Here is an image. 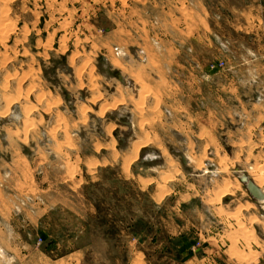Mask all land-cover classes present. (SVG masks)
I'll use <instances>...</instances> for the list:
<instances>
[{
    "label": "rangeland",
    "instance_id": "rangeland-1",
    "mask_svg": "<svg viewBox=\"0 0 264 264\" xmlns=\"http://www.w3.org/2000/svg\"><path fill=\"white\" fill-rule=\"evenodd\" d=\"M195 4L0 0V264H264V0Z\"/></svg>",
    "mask_w": 264,
    "mask_h": 264
},
{
    "label": "bare ground",
    "instance_id": "bare-ground-1",
    "mask_svg": "<svg viewBox=\"0 0 264 264\" xmlns=\"http://www.w3.org/2000/svg\"><path fill=\"white\" fill-rule=\"evenodd\" d=\"M117 104V103H116ZM139 105V104H138ZM15 111V110H14ZM103 113V112H102ZM19 114V113H18ZM13 115H15V116H17V114H16V112L13 114ZM144 145V144H143ZM135 147H138V145L137 146H135ZM134 150V149H133ZM135 153V152H134ZM133 153V155H135V157L137 156V154H134ZM155 154V153H154ZM133 155H131V156H133ZM134 157V158H135ZM131 158H133V157H131ZM257 165V164H256ZM255 168V167H254ZM238 175H240L243 179H245L246 180V183L247 182H250V183H252L253 184V186H254V194H255V198H256V200H258V201H264V186L262 185V184H260V183H257V182H252V180H250L245 174H243L241 171H238ZM250 174V173H249ZM264 177V176H263ZM259 180V179H258ZM261 183H262V181H263V179H262V181L261 180H259ZM237 188V187H236ZM230 190V189H229ZM233 190V189H232ZM226 191H227V189H226ZM228 192V191H227ZM226 192H224V194H225ZM229 193V192H228ZM232 193V192H231ZM224 194H222V195H224ZM226 196H227V193H226ZM225 197V196H224Z\"/></svg>",
    "mask_w": 264,
    "mask_h": 264
},
{
    "label": "crops",
    "instance_id": "crops-1",
    "mask_svg": "<svg viewBox=\"0 0 264 264\" xmlns=\"http://www.w3.org/2000/svg\"><path fill=\"white\" fill-rule=\"evenodd\" d=\"M197 1H198V0H187V2H188L190 5H193V6L196 5L195 3H196ZM252 1H256V0H252ZM240 14L245 15L247 18H248L249 16H251V18L254 19V20H258V19H259L261 24H258L257 27H262L263 32H264V15L262 14L261 10H260V11H257L256 13H254V12H244V11H242V12H240ZM248 15H249V16H248ZM208 16H209V13H208ZM148 160H150V158H149Z\"/></svg>",
    "mask_w": 264,
    "mask_h": 264
},
{
    "label": "water",
    "instance_id": "water-1",
    "mask_svg": "<svg viewBox=\"0 0 264 264\" xmlns=\"http://www.w3.org/2000/svg\"><path fill=\"white\" fill-rule=\"evenodd\" d=\"M242 178V177H241ZM243 179V178H242ZM243 180H245V179H243ZM246 181V180H245ZM246 187H247V189L255 196V194H254V186H253V184L252 183H250V182H247L246 183Z\"/></svg>",
    "mask_w": 264,
    "mask_h": 264
}]
</instances>
